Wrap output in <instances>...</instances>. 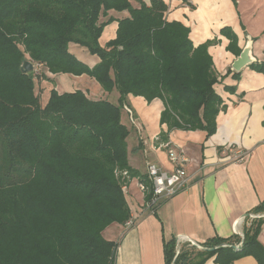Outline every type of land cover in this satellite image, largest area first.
Masks as SVG:
<instances>
[{
	"label": "trees",
	"instance_id": "16d2710c",
	"mask_svg": "<svg viewBox=\"0 0 264 264\" xmlns=\"http://www.w3.org/2000/svg\"><path fill=\"white\" fill-rule=\"evenodd\" d=\"M111 11L128 16L116 20L107 17ZM167 11L162 0L138 1V7L130 0H0V264H114L118 243L102 233L131 219L130 181L144 187L145 204L152 197L148 177L128 163L130 129L121 120L128 95L162 102L159 123L166 130L156 135V147L169 144L175 130L215 134L226 108L208 53L215 39L194 46L189 28L167 21ZM112 21L116 36L101 46ZM220 33L226 51L238 57L237 36L228 27ZM69 44L99 62L88 66ZM25 60L34 65L27 74L20 71ZM249 68L264 74V61ZM46 74L85 75L105 93L116 90L117 103L51 89L43 107L36 84L53 83ZM262 213L264 200L250 212ZM263 225L264 217L246 218L242 236H216L204 249L182 246L178 254L175 239L164 241V264L210 258L234 264L244 257L264 264Z\"/></svg>",
	"mask_w": 264,
	"mask_h": 264
},
{
	"label": "crops",
	"instance_id": "0c3cea01",
	"mask_svg": "<svg viewBox=\"0 0 264 264\" xmlns=\"http://www.w3.org/2000/svg\"><path fill=\"white\" fill-rule=\"evenodd\" d=\"M138 1L150 2L130 0L133 7H138ZM162 1L168 5L167 21L188 27L194 46L215 39L208 53L219 80L214 89L226 108L217 116L215 134L208 138L203 131L175 130L169 134L170 146L188 160L185 191L160 200L153 211L144 206L138 180L130 181L125 197L132 225L114 223L102 233L104 239L118 243L114 264H164L163 243L171 239L181 248L193 246L189 241L201 245L216 236H242L246 215L264 200V74L246 67L237 73L239 79H234L236 72L232 63L237 57L226 51L228 40L220 33L223 28H230L237 36L241 51L250 45L253 60L264 61V0H235V4L233 0ZM127 16V12L112 11L107 15L116 20ZM116 30L117 21L106 25L100 45L105 46L114 39ZM69 51L90 67L99 62L97 56L78 45L69 44ZM46 76L53 83L38 84L43 107L51 89L59 94L80 90L92 101L105 99L117 103L116 90L105 93L95 80L85 75ZM44 83L47 87L43 89ZM225 87H234L235 92H228ZM124 106L131 109L135 119L131 123L122 109L121 120L132 136L127 138L130 167L146 176L148 164L170 171L165 151L154 145L155 136L166 130L159 123L162 102L147 103L141 97L128 95ZM237 152L244 153L245 157L236 160ZM259 241L264 246V225ZM213 259L204 264H216ZM234 264L257 262L252 257H244Z\"/></svg>",
	"mask_w": 264,
	"mask_h": 264
},
{
	"label": "built area",
	"instance_id": "2783aa9c",
	"mask_svg": "<svg viewBox=\"0 0 264 264\" xmlns=\"http://www.w3.org/2000/svg\"><path fill=\"white\" fill-rule=\"evenodd\" d=\"M123 110L126 112L131 123L135 122L133 112L130 108L124 106ZM155 136L154 141L157 139ZM157 149L164 150L166 153L167 160L171 166L170 171H163L156 165L148 164L147 166V177L150 180L152 188V197L149 202L144 204L148 209L153 208L159 203L160 200L171 199L175 195L185 191L188 186V174L186 171V164L188 163L187 158L178 152L176 149L169 146V144H161ZM245 154L237 152L235 159L242 160ZM140 184V183H139ZM140 190L143 192L144 187L140 184ZM264 217L262 214H251L250 220L255 218ZM126 225L131 226V220L126 222Z\"/></svg>",
	"mask_w": 264,
	"mask_h": 264
},
{
	"label": "water",
	"instance_id": "95a60500",
	"mask_svg": "<svg viewBox=\"0 0 264 264\" xmlns=\"http://www.w3.org/2000/svg\"><path fill=\"white\" fill-rule=\"evenodd\" d=\"M250 45H247L239 54V56L233 61L232 63V69L236 72V73H240L242 69L249 67L250 64H252L253 62H255L253 60V58L250 55ZM34 70V65L32 64V62H30L29 60H25L22 65L20 66V71L22 73H30ZM251 214H247L246 217H250ZM191 243V245L195 246L198 249H204L202 248L200 245L193 243L191 241H189ZM179 244L178 242H176V254L179 253ZM174 263V260H173ZM172 263V264H173Z\"/></svg>",
	"mask_w": 264,
	"mask_h": 264
},
{
	"label": "rangeland",
	"instance_id": "374dc122",
	"mask_svg": "<svg viewBox=\"0 0 264 264\" xmlns=\"http://www.w3.org/2000/svg\"><path fill=\"white\" fill-rule=\"evenodd\" d=\"M49 83H50V82H49ZM51 84H52V83H51ZM42 87H43V89H44V87L46 88L47 86H46V84L44 83ZM39 90H40V86L38 87V85L36 84V92L39 91ZM40 91H41V90H40ZM130 137H132V136H128V139H129Z\"/></svg>",
	"mask_w": 264,
	"mask_h": 264
}]
</instances>
